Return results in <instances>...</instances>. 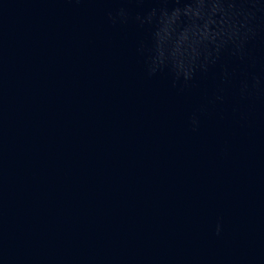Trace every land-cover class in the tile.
Segmentation results:
<instances>
[{
    "label": "water",
    "instance_id": "95a60500",
    "mask_svg": "<svg viewBox=\"0 0 264 264\" xmlns=\"http://www.w3.org/2000/svg\"><path fill=\"white\" fill-rule=\"evenodd\" d=\"M0 264H264V0H0Z\"/></svg>",
    "mask_w": 264,
    "mask_h": 264
}]
</instances>
